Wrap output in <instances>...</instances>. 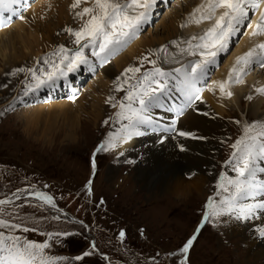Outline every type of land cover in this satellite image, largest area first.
Listing matches in <instances>:
<instances>
[{"label": "rangeland", "instance_id": "1", "mask_svg": "<svg viewBox=\"0 0 264 264\" xmlns=\"http://www.w3.org/2000/svg\"><path fill=\"white\" fill-rule=\"evenodd\" d=\"M174 2L175 0L170 1V3L165 2V9L163 11L159 9V16L153 18L147 28L141 29L139 35L142 37L148 31H153L160 23L165 11L176 6ZM28 3L29 6H34L37 0H28ZM180 3L184 5L183 1ZM87 6L91 7L89 4ZM21 8L22 4L18 10ZM71 19V22L63 24L64 29L54 31L52 35L53 44L50 50L44 51L37 63L28 60L23 63L21 68H34L38 75L40 74L39 69L51 71L50 66L44 64L43 61L48 57L58 62V58L53 53L60 46L70 50L69 55H71L78 46L73 43L75 37L66 32L65 29L78 30L88 17L85 16L81 20L75 16ZM48 20L49 18H45L43 24L48 23ZM192 36L189 39L177 37L176 40L168 41L164 45L168 49L167 54H174L179 52L181 48H187L185 42L190 40ZM241 36L242 32L235 44L239 42ZM134 39L139 38H133V41ZM173 41L177 43L173 44ZM235 44L231 46L232 49ZM125 46L119 50L123 52L126 49ZM228 51L229 53H222L218 56L216 63L212 65L214 69H208V74L200 82L201 85L199 83L201 88H210L209 82L213 80V74L221 70L224 61L231 53L230 49ZM88 52L91 55L90 49H84L85 55H88ZM150 53L151 55H149ZM117 55L108 57V62L112 64ZM160 55L163 57L164 53H160ZM145 56H148L149 60H156V67L168 71L159 60L158 55L153 54L152 51L140 50L134 53V57L129 59L128 66L120 67L116 75L110 79V89L104 105H102L103 111L100 119H95L90 114L91 99L87 96L88 91L96 88L94 84H96L95 79L98 70L93 67L89 68L88 71L82 64L79 65L76 71L69 72V81L70 83L73 81V91H66L62 85L60 86L62 89H59L60 94L47 96L48 98L43 95L46 86L40 89L37 97L27 98L28 95L24 94L25 84L31 82L27 73L22 72L12 76H5L0 73V199H5L18 190L21 193H27L41 189L53 197L56 209L60 210L57 212L47 205L37 207L36 205L42 202L24 198L3 206L13 215L11 217L0 215V218L10 219L11 222H21L23 226L29 228L35 227L36 231L24 233L22 229H17L15 234L38 243L47 239L42 233L57 231L76 233L73 236L62 237V243L50 241L52 246L46 250L48 254L67 258L60 264H107L101 258L103 255L110 257L108 259L109 264H179L178 249L187 238L193 235L197 228L207 198L214 196L215 192L218 191L215 185L219 179V173L227 171L228 175L233 178L236 175L230 167L225 165L224 161L230 157L232 151L230 144L243 134L244 124L252 123L246 121V111L242 114L236 113V117L225 118L227 135L218 142L219 153L213 158L216 164L211 163L209 168L207 165L201 166L204 172L209 169L217 170L216 175L214 174L215 177L213 176L214 178L210 181L209 189H204L206 191L204 194L208 193L206 198L191 190L190 194L181 197L174 196V202L170 199L172 203L170 206L166 205V202L159 204V206L151 204L154 199L160 198L164 194L162 191L152 193L144 185L138 186L140 184L138 170L140 166L143 167L146 163L145 155L144 157L138 155V159H133L129 156L126 157L127 155H120L115 151V148L96 154L97 166L95 174H93L91 166L93 153L96 147L107 139L113 126L117 124L114 116L118 108L114 109L106 101L110 97L115 98L113 102L119 101L126 94L124 91H115L117 80L123 81L125 79L123 74L126 68L140 67L141 72L136 73V76H140L142 72L153 68L151 63L143 60ZM193 57L195 56L188 55L186 61L181 62L177 67L193 61ZM197 57L199 59V56ZM17 66L19 65L17 64ZM0 69L2 68L0 67ZM13 72L14 70L11 74ZM128 75L131 76L132 74ZM129 82L134 83L135 81L130 80ZM123 87L126 89L128 85L124 84ZM204 91L201 90V92ZM82 97H85L82 106L83 112L80 114L79 127L75 131L69 132L62 128L64 127L62 121H58L53 130L45 134L42 133V123H39V128L25 124L26 119H24L23 114L34 107H43L65 101L68 104H74L80 101ZM166 108L163 111L166 115L173 113V107L170 106L168 109L166 106ZM261 112H264V108L260 109L258 114ZM105 120L108 121L107 124L104 123ZM251 120L255 121L254 118ZM236 121H240V123L237 124ZM163 126L170 127L169 124ZM145 131L146 134L140 138H147L151 135L177 136L176 130L154 133L149 128ZM110 166L114 169L115 177L113 180L107 178L108 167ZM182 179L186 183L194 182V179L189 175H183ZM89 180L92 181L91 195L85 188ZM207 184H203L204 188ZM55 215H59L60 219L52 220L51 217ZM72 221H82L83 225L87 227ZM258 221L259 216L257 219L241 221L239 224L242 227L246 224L257 226ZM121 230L125 232L123 240L119 237ZM217 230L220 231L219 226L213 227L211 224H207L200 231L197 240L194 241L189 251V264H227L225 261L227 257H224L220 250L222 246L228 247V243L222 238L221 244L214 237L217 236L216 234L220 235V232L216 233ZM93 243L96 246L95 249L91 247ZM86 251L91 254L82 260L74 259L76 256H82ZM170 253H177V255H170ZM259 264L264 263L260 262Z\"/></svg>", "mask_w": 264, "mask_h": 264}, {"label": "snow or ice", "instance_id": "2", "mask_svg": "<svg viewBox=\"0 0 264 264\" xmlns=\"http://www.w3.org/2000/svg\"><path fill=\"white\" fill-rule=\"evenodd\" d=\"M87 2L88 0H74L71 8L76 9L81 3ZM20 4L21 0H0V26L7 27L12 17L19 15L15 6ZM155 4L156 0H92L91 7H84L75 13V16L81 20L85 16L88 17L80 28L65 29L75 37L73 43L78 46L71 55H69L70 50L60 46L53 53L58 58V62L48 57L43 61L50 66L51 71L39 69L38 75L34 68H17L12 74L23 72L30 76L31 82L25 84L24 91V94L28 95L42 87L54 85L67 73L76 71L81 64L89 65L84 49H90L92 57L97 58L101 63H106L109 56L136 37L142 25L148 21L150 10ZM261 4H264V0H202L190 14L189 22L199 25L204 21H210L211 24L201 35L192 36L186 41L187 48L180 49L181 53L199 56V59L171 71H165L155 66L156 60H149L148 56H145L143 60L153 65L151 70L142 72L140 76H136V73L141 72L140 67H128L124 70L125 79L117 80L115 91H124L126 94L119 101L113 102L115 98L110 97L106 102L110 103L114 109L118 108L114 116L116 122L126 121V123L121 124L118 133H109L107 139L96 147L91 160L93 174L97 166V153L107 152L121 143H127L133 137L143 136L146 134L145 130L149 128L154 133L175 130L174 125L162 126L151 115L153 108L165 106L163 98L168 97L173 90L169 87L170 81L174 82V90L183 98L184 103L176 107V111L182 115L184 107H191L193 101L200 99L201 88L197 87V84L207 75L209 66L216 63L217 57L228 51L230 40L233 34L239 31L241 25L247 22L246 26L251 30L249 33L251 37H264V10H260ZM249 7L259 11L255 22L249 18ZM5 13L8 15L5 16ZM158 51L164 53L163 57H159L160 59L170 62L166 46H162ZM175 62L179 63L178 60ZM257 64L264 67V41L254 43L243 54L236 56L227 78L214 81L213 84L219 88L222 95L231 97L232 92L226 89L231 84L242 83L243 76ZM130 80L135 82L130 83ZM124 84L128 85L126 89L123 87ZM255 91L264 95V85L257 87ZM248 99L252 97L249 96ZM104 123L107 124L108 121L105 120ZM236 123L239 124L240 121ZM178 135L186 137L194 134L180 131ZM230 148L232 149L230 157L224 163L236 176L235 178L229 176L227 171L219 173V179L215 185L218 191L214 196L207 198L197 228L178 249L179 264H189V251L200 231L207 224L218 227L220 224L254 220L259 215H264V179L258 178L257 175L264 173V167L257 166L258 162H264V122L244 124L243 134L230 144ZM91 184L92 181L89 180L85 185L89 195L92 194ZM27 195L42 202L37 204V207L47 205L57 212L60 211L56 209L53 197L45 192L33 190L28 191ZM13 197L19 199L20 190L14 193ZM249 198L255 202L246 203L245 201ZM12 202L10 198L0 199V215L8 217L13 215L3 207ZM51 219L59 220L60 216L55 215ZM72 222L87 227L82 221ZM17 229H22L24 233L36 231L35 227L29 228L23 226L21 222H11L10 219L0 218V264H60L67 258L48 254L46 250L52 246L50 241L62 243V237L76 235V233L65 231L42 233L47 239L38 243L15 234ZM258 236L264 238V228L258 230ZM119 237L121 240L125 237L123 230L120 231ZM91 247L95 249L96 246L93 243ZM90 254L86 251L82 256H76L74 259L82 260ZM170 255H177V253H170Z\"/></svg>", "mask_w": 264, "mask_h": 264}, {"label": "bare ground", "instance_id": "3", "mask_svg": "<svg viewBox=\"0 0 264 264\" xmlns=\"http://www.w3.org/2000/svg\"><path fill=\"white\" fill-rule=\"evenodd\" d=\"M170 1L173 0H156L155 6L150 10L148 21L142 25L141 29L147 28L153 18L159 16V9L160 11L165 9L164 3H170ZM181 1L184 2V5L180 3ZM73 2L74 0H37L34 6H29L28 0H21V10H18L21 4L15 6L19 13V15L12 17V21H15H11L7 27L0 26V67L2 68L0 69V73L5 76H12L13 74L11 72L17 68H21L24 62L29 60L32 63H37L42 53L50 50L53 44L52 35L54 31L64 29L63 24L69 23V21L71 22V17L74 18L77 11L88 7L87 4L92 6V0H88L87 3H81L78 8L73 9L71 8ZM201 2L202 0H175L174 3H176L177 8L175 6L171 10H166L160 23H158L153 31H148L146 35L141 37L139 35L141 33L140 30L136 37H134L139 39H134V41L133 39L129 40L123 52L119 50L121 49L120 47L118 49L120 51L119 53L117 50L111 55L115 56L118 54L113 59L112 64L108 62L109 60L106 63H101L88 52L86 56L89 59V65L82 64L83 67L86 70L91 67L98 70V75L95 79L96 84H94L96 88L92 87L93 89H90L91 91H88L89 94L87 95L91 99V104L89 105L91 113H89L95 119H100L101 117L103 111L102 105H104L110 89V79L116 75L120 67L128 66L129 59L134 57V53L140 50H150L153 54L158 55V57H162L158 50L167 44L168 41L172 39L176 40L177 37L189 39L192 35H201L210 26V21H204L199 25L189 22L190 14ZM250 8L248 15L250 20L254 22L258 11L254 8L250 10ZM7 15L5 13V16ZM45 18H49V20L48 23L43 24ZM182 25L186 26L182 27ZM246 25L247 22L239 27V33L236 32L233 34L229 43L231 53L224 61L221 70L216 71L213 74V80L209 82L211 91L209 87L203 89L199 86L201 80L197 84V87L205 91L200 93V99L193 101L191 107H184L183 114L181 115L176 111V107L183 104L184 101L179 93L174 90V82L170 81L169 87L173 90L168 97L163 98L165 106L151 110V115L156 122L161 125H174V129L176 130L175 134H177L176 137H173V135H151L147 138L141 137V139L138 136L133 137L127 143L119 144L115 148V151L120 153V155H127L126 157L129 156L133 159L139 157L138 155L143 157L145 155L146 163L143 167L140 166L138 170V178L140 179L138 186L144 185L152 193L162 191L164 194L162 197L154 199L151 204L159 206V204L166 202L165 204L170 206L172 204L170 199L173 201L174 196L181 197L185 194H190L192 192L191 190L206 198L208 193L204 194L206 192L204 189H209L210 181L215 177L214 174L217 170L209 169L204 172L201 166L207 165L209 168L211 163L216 164L213 158L219 153L218 142L227 135L225 118L236 117V113L242 114L246 111L247 122L264 121V112L258 114L259 110L264 108V95L255 91L257 87L264 85V67H260L258 64L253 65L247 74L243 76L242 83L231 84L226 89V91L232 92L231 97L222 95L219 88L213 84L214 81H222L227 78L236 56L243 54L254 43L264 41V37H251L249 35L251 30ZM241 32V39L235 44ZM234 44L235 47L232 49L231 46ZM186 54L179 51L168 55L170 62H164L160 58L159 60H161L168 71H171L173 67H177L178 64L186 61L188 56ZM193 59L196 60L198 57L195 56ZM176 60L179 63H176ZM209 68L214 69L212 65ZM72 83L73 81L70 83L69 73H67L65 77L58 79L54 85L46 86L43 95L48 98L56 93L60 94L59 89H62L60 87L62 85L66 91L72 92ZM40 89L35 92H30L27 98L37 97ZM249 96L252 99H248ZM83 100H85V97H82L80 101L74 104H68L65 101L43 107H34L32 110H28L23 114L24 119H26L25 124L37 128L39 123H42V133L45 134L53 130L58 121H62L64 125L62 128L69 132L75 131L79 127L80 114L83 112ZM166 106L173 107V113L166 115L163 112ZM253 118L255 121L251 120ZM122 123H126V121H121L114 125L111 133H118ZM180 131L190 132L194 135L181 137L178 135ZM257 166L264 167V162H258ZM113 171V167H108L107 178L109 180H113L115 177ZM183 175L191 176L194 182L186 183L182 179ZM257 175L258 178L264 179V173H258ZM205 183H208L206 188L203 185ZM245 202L253 203L255 201L249 198ZM239 223L241 221L220 224V231L217 230L216 232H220V235L216 234L217 236H214L221 244L222 238L228 243L227 246L229 248L222 246L220 250L223 256L227 257L225 261L227 264L264 263V238L258 236V230L264 228V215H259L257 226L254 224H246L242 227Z\"/></svg>", "mask_w": 264, "mask_h": 264}, {"label": "water", "instance_id": "4", "mask_svg": "<svg viewBox=\"0 0 264 264\" xmlns=\"http://www.w3.org/2000/svg\"><path fill=\"white\" fill-rule=\"evenodd\" d=\"M12 200H14L13 198H11Z\"/></svg>", "mask_w": 264, "mask_h": 264}]
</instances>
